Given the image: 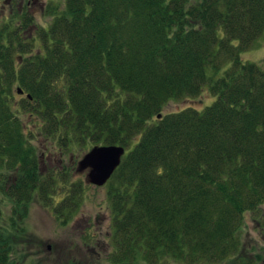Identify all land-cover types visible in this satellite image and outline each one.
<instances>
[{
	"label": "trees",
	"instance_id": "obj_1",
	"mask_svg": "<svg viewBox=\"0 0 264 264\" xmlns=\"http://www.w3.org/2000/svg\"><path fill=\"white\" fill-rule=\"evenodd\" d=\"M49 13L47 26L27 9L0 22V195L15 204L0 208V264L26 263L28 203L61 173L41 171L42 135L126 148L106 184V245L85 239V261L53 264H255L240 231L264 203V70L242 54L264 35V0H66ZM205 91L211 105L164 113Z\"/></svg>",
	"mask_w": 264,
	"mask_h": 264
},
{
	"label": "rangeland",
	"instance_id": "obj_2",
	"mask_svg": "<svg viewBox=\"0 0 264 264\" xmlns=\"http://www.w3.org/2000/svg\"><path fill=\"white\" fill-rule=\"evenodd\" d=\"M65 1L25 0L21 11L27 9L34 16V25L36 27L47 26L53 18L49 13V9L56 8L60 12L64 9ZM0 3V22L9 20L12 15H17L15 14L17 8L11 9L6 0H0ZM34 30V28L30 29L27 32L28 35L34 34ZM242 57L245 61L253 62L264 70V35L252 48L243 52ZM215 99L216 97L205 91L200 98L193 100L180 99L169 102L164 113L181 110L190 105L203 109L211 105ZM22 118L29 132L31 131V133L36 135L40 133V121L35 122L37 125H34L26 113L22 114ZM32 141L39 148V154L42 157L41 171L47 175L51 170H58L62 174H53L55 179L51 188L54 190L49 198L42 200L35 198L28 203L29 211L24 224L27 232L25 237H31L35 240L32 242V249L27 246V242H25L24 246L21 245L23 253L29 255L25 264H32V261L36 263L37 259H42L47 255L48 249L52 253L48 264H53L55 258L60 256V254H62L61 259L64 261L68 260V258L72 261L73 259L83 258V245L86 240H89V245L94 247V252L98 253V244L105 246L107 243L103 235L108 234L111 230L108 188L107 185L98 187L87 183L86 175L88 171L83 173L77 171L78 161L93 145L81 146L80 144H75L61 149L59 144L50 140L46 135L32 136ZM78 183L79 185L82 184V186L79 187ZM76 187L81 189H79V196H75V201L78 204L75 207L65 208L62 213L59 212L57 206L68 198L72 194V189ZM14 206L15 204L12 201L3 198L2 194L0 195V208L5 213L10 214ZM86 234L91 236V238H85ZM240 234L244 255L249 259H253L255 264H264V203L260 206L259 211L246 214ZM37 240L43 241L42 245L36 247ZM66 242L69 243L66 245ZM71 246L73 247L71 248ZM95 255L98 256L97 254ZM81 260L85 261L84 258ZM98 261H101V264H108V258L104 253L101 254V258L99 256ZM173 264L186 263L174 262ZM218 264H227V261Z\"/></svg>",
	"mask_w": 264,
	"mask_h": 264
},
{
	"label": "water",
	"instance_id": "obj_3",
	"mask_svg": "<svg viewBox=\"0 0 264 264\" xmlns=\"http://www.w3.org/2000/svg\"><path fill=\"white\" fill-rule=\"evenodd\" d=\"M18 93L23 94V89L19 88ZM125 154L126 148L122 145H95L78 161L77 171H88L86 182L102 187L121 165Z\"/></svg>",
	"mask_w": 264,
	"mask_h": 264
},
{
	"label": "flooded vegetation",
	"instance_id": "obj_4",
	"mask_svg": "<svg viewBox=\"0 0 264 264\" xmlns=\"http://www.w3.org/2000/svg\"><path fill=\"white\" fill-rule=\"evenodd\" d=\"M6 2L8 4V6L11 7V9L17 8V9H19V12H20L22 7H24L25 0H6Z\"/></svg>",
	"mask_w": 264,
	"mask_h": 264
}]
</instances>
